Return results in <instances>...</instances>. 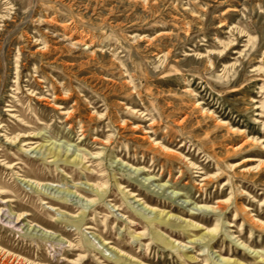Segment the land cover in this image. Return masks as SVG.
<instances>
[{
  "label": "rangeland",
  "instance_id": "1",
  "mask_svg": "<svg viewBox=\"0 0 264 264\" xmlns=\"http://www.w3.org/2000/svg\"><path fill=\"white\" fill-rule=\"evenodd\" d=\"M0 264H264V0H0Z\"/></svg>",
  "mask_w": 264,
  "mask_h": 264
}]
</instances>
